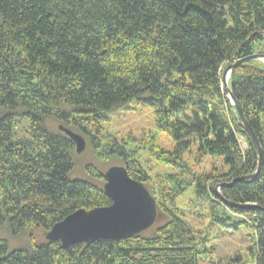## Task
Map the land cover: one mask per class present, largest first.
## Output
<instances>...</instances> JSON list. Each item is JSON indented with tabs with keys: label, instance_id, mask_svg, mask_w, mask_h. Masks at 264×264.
Listing matches in <instances>:
<instances>
[{
	"label": "trees",
	"instance_id": "1",
	"mask_svg": "<svg viewBox=\"0 0 264 264\" xmlns=\"http://www.w3.org/2000/svg\"><path fill=\"white\" fill-rule=\"evenodd\" d=\"M254 52L264 54V0H0V226L29 234L13 250L0 237V264H264V65L244 63L229 82L261 146L251 180H233L256 171L258 152L222 89L226 63ZM144 108L155 131L110 130L116 113ZM54 120L146 185L155 226L68 248L44 238L77 209L111 204L105 171L72 177L75 144ZM146 155L165 169H147ZM208 159L219 164L203 170ZM221 183L226 199L261 208L225 205ZM238 233L247 252L222 256L218 242Z\"/></svg>",
	"mask_w": 264,
	"mask_h": 264
},
{
	"label": "water",
	"instance_id": "2",
	"mask_svg": "<svg viewBox=\"0 0 264 264\" xmlns=\"http://www.w3.org/2000/svg\"><path fill=\"white\" fill-rule=\"evenodd\" d=\"M250 61H260L264 63V54L253 53L244 58H240L233 64L228 65L222 76L223 89L230 102L238 112L241 123L250 135L258 152V166L253 174L245 175L242 178L233 180H251L260 172L262 165V152L258 138L252 127L244 117L242 107L233 95L228 84L229 78L236 67ZM59 129L65 132L74 142L76 153H82L86 146L85 138L63 126ZM105 183L103 185L106 196L111 200V204L103 207H95L90 210L81 208L72 212L58 223L54 224L50 231L46 233V238L55 242L61 241L64 248L77 243L89 244L100 239L120 240L125 239L149 229L159 217L156 199L152 196L146 185L131 178L126 167L123 165H113L104 172ZM228 185L221 183L216 186V192L224 204L231 207L253 208L259 205L236 204L221 194V187Z\"/></svg>",
	"mask_w": 264,
	"mask_h": 264
},
{
	"label": "rangeland",
	"instance_id": "3",
	"mask_svg": "<svg viewBox=\"0 0 264 264\" xmlns=\"http://www.w3.org/2000/svg\"><path fill=\"white\" fill-rule=\"evenodd\" d=\"M254 53H256V52H254ZM237 60H238V58L232 60L228 64L226 63V67L224 68L223 73L225 72L226 68L228 67V65L230 63L235 62ZM260 63H262V62H260ZM262 64L264 65V63H262ZM232 74H233V72H232ZM230 81H231V78H229V81H228L229 86H230V83H229ZM222 89H223V86H222ZM235 111H236V109H235ZM236 113L238 114L237 111H236ZM152 114H153L152 111H147L145 108L141 112L139 111V113L137 111L132 110V109L121 110V114L117 115V113H116L114 120L109 123L110 130L111 131H118L121 135L126 134L127 132H131V133L133 132L138 136L141 134V132L155 131L154 126H153V120H152L153 115ZM50 125H51V128L53 130L59 131L58 130L59 125H62V121L54 120V121H51ZM68 128L77 132V130L75 128L73 129V127L72 128L68 127ZM77 133L81 134L80 132H77ZM81 135L85 138L87 146L85 148L86 150H84L82 153L78 154V153H76V151H74V153H73L74 168L71 172L72 177L79 178V179H86L87 174L85 172V167L88 164L96 166L98 171H99V169L102 171H105V170H107V168H109L110 166H113V165H122V163H123L122 160H120L117 157H112L111 155H109V157L95 156L92 148L89 145V138H87L83 134H81ZM156 136H157L156 143L159 146H162V147L168 149V148L172 147V144H174V142L167 135H165L163 133L157 132ZM238 139H239V142H240V145L242 146V148L246 149L249 145L248 140L245 137L239 136V135H238ZM195 147H196V145L191 147L189 154L187 155L190 163L192 162V154H195V152L197 151L195 149ZM143 158L146 161V163L144 165L147 167V169H152L153 172L157 171V170L165 169L163 164L156 162L153 158H151L147 155L143 156ZM212 162L215 164H219V161H217L216 159L215 160L214 159H208L202 165L203 168L202 167L201 168L203 170L204 169L209 170L212 166ZM195 169L198 172L201 171L199 169V167H195ZM151 180L153 183L152 187L153 186L156 187L155 180L153 178H151ZM213 191L218 196V194L216 192V187H215V189H213ZM156 223H157V220L151 227L155 226ZM0 237L8 240V242L10 244V248L12 250L15 248L24 247V246L28 245V243H29L28 232L21 233L17 237H12V236H10L9 231H8L6 226H0ZM44 238L47 240L46 234H45ZM250 241L251 240L248 239L246 236L239 234V233L234 234L233 236H229V237H222L221 241L218 242L219 248H220L219 253L222 256H225V255H232L233 252H235V251H238V253L247 252V250H248L247 248H249L248 246L250 244L249 243ZM202 264H208V261H203Z\"/></svg>",
	"mask_w": 264,
	"mask_h": 264
},
{
	"label": "bare ground",
	"instance_id": "4",
	"mask_svg": "<svg viewBox=\"0 0 264 264\" xmlns=\"http://www.w3.org/2000/svg\"><path fill=\"white\" fill-rule=\"evenodd\" d=\"M233 63H234V62H232V63H230V64H233ZM230 64H229V65H230ZM222 85H223V81H222ZM181 158H182V157H181ZM168 160H169V159H168ZM167 166H168V165H167ZM175 166H176V165H175ZM58 222H59V221H58ZM58 222H56V223H58ZM56 223H55V224H56ZM51 228H52V227H51ZM51 228H50V229H51ZM49 231H50V230H49ZM47 232H48V231H47ZM47 240H48V239H47ZM48 241H49V240H48Z\"/></svg>",
	"mask_w": 264,
	"mask_h": 264
}]
</instances>
